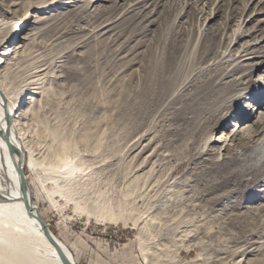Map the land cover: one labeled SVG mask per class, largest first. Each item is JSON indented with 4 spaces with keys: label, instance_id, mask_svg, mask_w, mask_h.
<instances>
[{
    "label": "rangeland",
    "instance_id": "1",
    "mask_svg": "<svg viewBox=\"0 0 264 264\" xmlns=\"http://www.w3.org/2000/svg\"><path fill=\"white\" fill-rule=\"evenodd\" d=\"M53 2L0 0V76L74 263L264 264V0Z\"/></svg>",
    "mask_w": 264,
    "mask_h": 264
},
{
    "label": "bare ground",
    "instance_id": "2",
    "mask_svg": "<svg viewBox=\"0 0 264 264\" xmlns=\"http://www.w3.org/2000/svg\"><path fill=\"white\" fill-rule=\"evenodd\" d=\"M53 1L55 3L59 0ZM13 21L16 20L13 19ZM19 24L18 21L10 24L9 35L12 34L15 37V30L21 28ZM14 46L12 53L23 48L20 42ZM7 56L5 53L1 55L0 69L8 61L5 59ZM17 57L18 55L11 56V60ZM2 80L0 76V264H67L47 240L35 214L29 212L21 194L18 169L23 171V168H26L29 173L33 174L37 165L32 155V148L26 146L23 140L25 132L22 121L29 113L30 102L25 104L26 107L19 109L20 103L13 100L8 85ZM27 99L31 100L30 97ZM210 140L211 136L205 140L204 146L210 143ZM250 153L251 160L262 161L264 159V139L255 144ZM238 156L236 154V157ZM61 163L60 167H47L44 170L58 172L65 176L71 175L72 167H69L68 162L61 160ZM40 187L52 200V191L47 190L43 182ZM34 206L36 207L35 204ZM57 241L75 264L70 251L58 239ZM147 264L153 263L148 261Z\"/></svg>",
    "mask_w": 264,
    "mask_h": 264
},
{
    "label": "water",
    "instance_id": "3",
    "mask_svg": "<svg viewBox=\"0 0 264 264\" xmlns=\"http://www.w3.org/2000/svg\"><path fill=\"white\" fill-rule=\"evenodd\" d=\"M18 173H19V180L21 184V194L25 199L29 212L35 214L37 221L39 222L40 227L43 230L47 240L53 245V247L59 254L60 258L67 264H73L71 257L68 255L66 250L61 246V244L57 241V239L53 236L49 228H47L46 222L44 221V219L41 218L36 207L34 206L33 200L29 192L28 182H27L24 172L19 168Z\"/></svg>",
    "mask_w": 264,
    "mask_h": 264
}]
</instances>
